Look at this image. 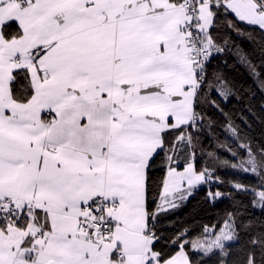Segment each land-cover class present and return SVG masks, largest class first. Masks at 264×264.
Masks as SVG:
<instances>
[{"label":"snow or ice","instance_id":"obj_1","mask_svg":"<svg viewBox=\"0 0 264 264\" xmlns=\"http://www.w3.org/2000/svg\"><path fill=\"white\" fill-rule=\"evenodd\" d=\"M228 16L259 64L213 34ZM224 53L264 91V0H0V264H264V225L240 204L199 231L159 230L223 182L196 167L198 134L217 126L205 106L234 141L217 142L233 158L220 166L258 181L234 193L264 212V146L212 95L240 99L209 70Z\"/></svg>","mask_w":264,"mask_h":264},{"label":"trees","instance_id":"obj_2","mask_svg":"<svg viewBox=\"0 0 264 264\" xmlns=\"http://www.w3.org/2000/svg\"><path fill=\"white\" fill-rule=\"evenodd\" d=\"M229 19L234 16L221 17L215 29H212L216 38L223 42L228 40L231 50L234 52L237 48L247 52L253 61L259 64V53L256 46L250 43L246 37L236 34L227 27ZM211 71H219L228 80L234 91L240 99L230 98L228 102L223 103L213 93V98L221 103L224 112L229 113L240 126L242 132L249 137L255 146H264V91L260 90L259 82L249 74L248 70L240 65L236 57L231 53H224L216 56L209 66ZM205 112L208 116L217 122V126L209 131L204 129L203 133L198 134L199 140L197 147L201 149L196 154V167L204 168L206 165L214 169V175L219 176L222 183L211 182L207 185H201L191 197L182 203L178 209L172 210L167 214H161L159 230L164 237H172L185 228L200 230L204 224H211L222 219L226 212L234 210L235 204H240V211L243 213L242 219L251 220L257 229L264 225V212L251 206V196L239 194L236 195L230 182H239L245 185L256 186L258 181L252 175L238 173L231 168L220 166L219 160H233L227 151L217 147V142L234 145V141L226 136L219 126L223 123V115L214 108L205 106ZM214 152L217 159L209 160L204 153ZM157 177L162 176L163 172L158 171ZM219 190L222 193H233V198L222 197L214 202L208 196V192L213 193ZM247 239V236L244 237ZM165 251H168L165 248Z\"/></svg>","mask_w":264,"mask_h":264}]
</instances>
